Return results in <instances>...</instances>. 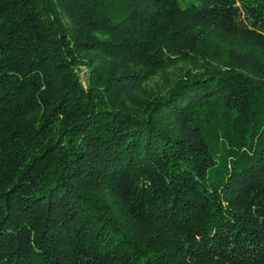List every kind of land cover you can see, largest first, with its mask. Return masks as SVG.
I'll return each mask as SVG.
<instances>
[{
    "label": "trees",
    "instance_id": "trees-1",
    "mask_svg": "<svg viewBox=\"0 0 264 264\" xmlns=\"http://www.w3.org/2000/svg\"><path fill=\"white\" fill-rule=\"evenodd\" d=\"M0 264H264V0H0Z\"/></svg>",
    "mask_w": 264,
    "mask_h": 264
},
{
    "label": "rangeland",
    "instance_id": "rangeland-1",
    "mask_svg": "<svg viewBox=\"0 0 264 264\" xmlns=\"http://www.w3.org/2000/svg\"><path fill=\"white\" fill-rule=\"evenodd\" d=\"M191 1H195V0H182L184 5ZM183 69H184L183 67L171 68L169 71L165 73L156 75L155 77L147 81L146 83L147 90L155 94H160L165 92V90L171 84V82L176 80L177 77H179V75L182 74Z\"/></svg>",
    "mask_w": 264,
    "mask_h": 264
},
{
    "label": "water",
    "instance_id": "water-1",
    "mask_svg": "<svg viewBox=\"0 0 264 264\" xmlns=\"http://www.w3.org/2000/svg\"><path fill=\"white\" fill-rule=\"evenodd\" d=\"M86 74H87V72L84 71V72H83V80H85V78H86Z\"/></svg>",
    "mask_w": 264,
    "mask_h": 264
}]
</instances>
